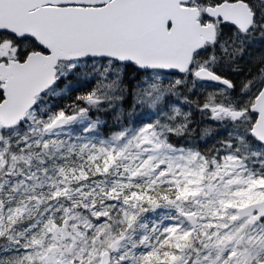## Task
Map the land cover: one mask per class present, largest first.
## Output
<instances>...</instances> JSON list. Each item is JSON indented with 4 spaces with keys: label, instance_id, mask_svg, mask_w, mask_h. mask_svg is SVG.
I'll return each mask as SVG.
<instances>
[{
    "label": "trees",
    "instance_id": "obj_1",
    "mask_svg": "<svg viewBox=\"0 0 264 264\" xmlns=\"http://www.w3.org/2000/svg\"><path fill=\"white\" fill-rule=\"evenodd\" d=\"M246 1L256 14L250 31L244 33L232 25L223 24L216 42L207 44L195 54L192 68L187 74L164 76L156 81L152 77L150 81L154 82L150 84L142 79L148 72H139L138 80L131 74V69L128 70L130 77L126 73L123 76L116 63L110 65L108 60L78 61L76 65L63 61L60 63L62 75L58 81L38 98L32 111L35 116L11 128L0 126L1 189L7 183V176L18 179L20 183L33 179L36 185L30 194H38L41 198L39 208L27 215L30 217L28 220L22 221L18 242H13L14 236L10 231L0 235V264L19 263L17 258L22 256L24 244L30 239V233L26 235L32 216L39 219L35 223L43 224L49 210L48 216H58L66 211L56 208L60 204L45 194V190H56L58 185L67 187L80 214L97 209L100 211L96 218L98 224L109 223L118 229L120 235H133L138 241L143 242L146 236L152 239L155 221L174 217L168 213L159 215V204L166 203L177 191H182L179 184L176 185L177 191L168 189L165 184L150 180L144 172L136 174L131 183L116 190L106 184L108 177L125 178L121 161L112 166L111 170L115 172L107 170L108 164L118 154L115 145H111L113 143H104L121 130L131 132L142 124L153 123L158 130L161 129L162 137L168 142L185 150L196 151L205 160L219 157L227 146L238 156L244 151L243 144L251 149L261 148L264 152V145L249 134L257 118L250 107L264 85V0ZM8 37L20 44V60L36 48L35 43L28 40L19 42L9 34ZM201 66L226 78L233 87L196 78L194 71ZM89 98H95L97 102L91 103ZM214 105L245 110L242 121L247 126L244 129L237 127L240 123L229 116L214 117ZM47 111L54 115L76 112L79 118L60 128V133L44 131L46 122L43 117ZM82 115H85L84 120L81 119ZM32 137L37 140L25 143ZM13 152H25L31 158L19 162L14 170L5 174L9 153ZM248 163L251 166L259 165L261 180L258 181L264 183V160ZM5 194L6 190L0 191L3 204ZM152 205H158V208L153 211ZM125 209H134L131 218H127ZM133 224L135 231L129 232ZM90 231L92 233V229ZM197 244L198 239L190 246L197 247Z\"/></svg>",
    "mask_w": 264,
    "mask_h": 264
},
{
    "label": "rangeland",
    "instance_id": "obj_2",
    "mask_svg": "<svg viewBox=\"0 0 264 264\" xmlns=\"http://www.w3.org/2000/svg\"><path fill=\"white\" fill-rule=\"evenodd\" d=\"M15 50L16 47L6 41L0 47V56L13 57ZM164 76L172 77L151 72L142 79L151 84L154 82L150 81L152 77L156 81ZM31 116L35 115L30 112ZM57 116L47 111L43 117L45 125ZM84 118L85 115H82L81 119ZM236 123H240L237 127L242 129L247 126L244 121ZM55 132L61 131L57 129ZM36 140L32 137L25 143ZM107 142L115 145L117 149H112H116L118 154L108 164L107 170L115 172L111 170L112 166L121 161L125 178L108 177L106 184L116 190L131 183L134 176L142 172L153 182L165 184L168 189H176L179 184L183 190L176 189L174 197L159 204V215L168 213L174 217L155 221L152 239L146 236L142 239L143 244L133 235H120L118 229L109 223L98 224L96 218L100 211L97 209L80 214L67 187L58 185V189L45 190V194L60 204L56 208L66 211L58 216H48L49 210L43 224L35 223L39 219L32 216L26 235L30 233V239L24 244L22 256L17 258L20 264H99L102 252L123 235L126 238L120 242L118 251L113 252L110 264H264V222L251 225L247 219L236 218L239 206L264 197V183L258 181L261 180L259 165L251 166L248 163L264 160L261 148L251 149L243 144L244 151L238 156L227 146L226 152L224 150L219 157L205 160L196 151L185 150L168 142L162 137L161 129L158 130L153 123L142 124L131 132L121 130L109 140H104V143ZM29 158L31 155L25 152L9 153L5 174ZM6 181L3 189L0 184V191L6 190L5 203L0 199V235L10 231L16 243L20 238L22 221L28 220L30 217L27 215L39 208L41 198L38 194H30L36 185L33 179L20 183L18 179L7 176ZM209 187L214 188L213 194L203 197ZM157 208L158 205L151 206L153 211ZM217 209L219 212H213ZM189 211L198 215V229H193L187 221L185 213ZM124 212L127 218H131L135 211L125 209ZM134 231L133 224L129 232ZM197 239L198 246H190Z\"/></svg>",
    "mask_w": 264,
    "mask_h": 264
},
{
    "label": "water",
    "instance_id": "obj_3",
    "mask_svg": "<svg viewBox=\"0 0 264 264\" xmlns=\"http://www.w3.org/2000/svg\"><path fill=\"white\" fill-rule=\"evenodd\" d=\"M189 1L0 0V32L19 38L29 36L43 49L30 52L23 61L0 60V88L4 93L0 124L9 128L26 120L38 96L56 82L62 60L110 58L134 62L141 71L186 74L195 53L217 36L213 24L203 25L199 20L198 7L184 5ZM206 12L243 32L249 31L255 21V13L244 0L208 6ZM194 74L200 80L233 87L229 80L206 67ZM212 110L215 117L225 114L236 121L245 115V111L223 106ZM250 111L257 114L250 135L264 144V85ZM77 117V113L60 115L44 130L63 127ZM213 192L214 188L209 187L202 196L209 197ZM185 217L193 229L198 228L197 214L189 211ZM236 218H247L252 225L264 220V198L239 206ZM125 238L114 240L102 252L99 264H110L112 253L118 251Z\"/></svg>",
    "mask_w": 264,
    "mask_h": 264
},
{
    "label": "flooded vegetation",
    "instance_id": "obj_4",
    "mask_svg": "<svg viewBox=\"0 0 264 264\" xmlns=\"http://www.w3.org/2000/svg\"><path fill=\"white\" fill-rule=\"evenodd\" d=\"M230 1H236V0H230ZM246 1V0H244ZM222 1H212V0H190L189 1V4L188 5H191V6H196L199 8V11H200V21L203 25H208V24H213L216 28V31H217V38H218V35H219V31L220 29L222 28V25L223 24H228V23H225L223 21V18L222 17H218V18H214V17H211L207 12H206V8L208 6H215L216 4L220 3ZM247 2V1H246ZM248 3V2H247ZM249 4V3H248ZM249 6L252 8V10L254 11L253 7L251 6V4H249ZM255 12V11H254ZM235 26V25H234ZM238 28V27H237ZM8 34L15 37L18 41L19 40H28L32 43H35L36 45V48L35 50L33 51H43V49L39 46V44L37 43V41L29 36H25V37H22V38H19L17 37L16 35H13V34H10L9 32L7 31H2L0 32V47L2 46V44L4 42H10L13 44L14 47H16V50L14 52L13 57H8V56H0V60H8L9 58H18V52L20 50V44L19 43H15L13 42V39H11V37H8ZM216 38V39H217ZM20 42V41H19ZM15 43V44H14ZM39 47V48H38ZM31 52V51H30ZM28 52V53H30ZM19 59V58H18ZM76 61L75 62H72L74 63L75 65L78 63L77 60L79 59H75ZM92 60H99V61H102L104 59H97V58H89V59H83L81 61H92ZM109 61H111L112 59H107ZM116 65H117V68L118 70L120 71L121 75L124 76V74L126 73V75H129L130 77V72H128L129 69H131V74L133 75V77L135 79L138 80V76H139V72H141L139 69V67L137 66L136 63L134 62H130V63H126V62H118V61H115ZM135 67V68H134ZM62 75V72L60 71V69L58 70V76L60 77ZM128 77V78H129Z\"/></svg>",
    "mask_w": 264,
    "mask_h": 264
}]
</instances>
